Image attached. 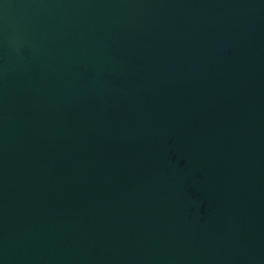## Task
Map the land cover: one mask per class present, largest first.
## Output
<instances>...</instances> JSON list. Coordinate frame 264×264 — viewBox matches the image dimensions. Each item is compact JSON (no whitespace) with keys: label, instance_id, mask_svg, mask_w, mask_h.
<instances>
[{"label":"water","instance_id":"1","mask_svg":"<svg viewBox=\"0 0 264 264\" xmlns=\"http://www.w3.org/2000/svg\"><path fill=\"white\" fill-rule=\"evenodd\" d=\"M0 264H264V0H0Z\"/></svg>","mask_w":264,"mask_h":264}]
</instances>
